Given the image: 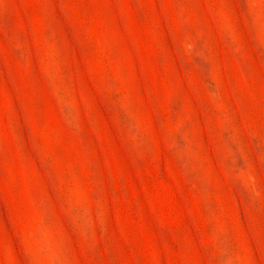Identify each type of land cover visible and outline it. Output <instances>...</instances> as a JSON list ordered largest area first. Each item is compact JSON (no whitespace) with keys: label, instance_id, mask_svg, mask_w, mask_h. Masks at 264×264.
<instances>
[{"label":"rangeland","instance_id":"rangeland-1","mask_svg":"<svg viewBox=\"0 0 264 264\" xmlns=\"http://www.w3.org/2000/svg\"><path fill=\"white\" fill-rule=\"evenodd\" d=\"M0 264H264V0H0Z\"/></svg>","mask_w":264,"mask_h":264}]
</instances>
